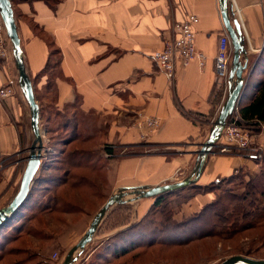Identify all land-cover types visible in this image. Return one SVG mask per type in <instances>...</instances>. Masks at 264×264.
I'll return each instance as SVG.
<instances>
[{
    "label": "crops",
    "instance_id": "crops-1",
    "mask_svg": "<svg viewBox=\"0 0 264 264\" xmlns=\"http://www.w3.org/2000/svg\"><path fill=\"white\" fill-rule=\"evenodd\" d=\"M11 5L40 114L44 109L45 115L50 110L74 117L81 130L103 136L104 145L165 147L167 153L123 155L114 168L117 186L153 187L190 176L227 95V86L219 84L214 72L219 38L225 31L218 0H58L55 7L43 0H12ZM228 6L241 23L245 39L248 69L241 101L247 103L264 76V3L229 0ZM189 16L198 19L194 39L204 57L203 66L198 60L185 67L177 64L174 78L169 79L151 56L170 39L174 26ZM39 35L49 38L60 52V77L50 89L47 76L41 77L49 52ZM0 39L7 41L11 52L3 26ZM6 85L13 87L14 95L0 102V171L4 175L23 163L33 141L29 107L18 86L12 52L0 60V87ZM71 108L75 116L69 113ZM147 118L156 119L160 127L142 138L137 126ZM252 131L258 141L264 139L262 125ZM213 150L195 183L198 186L253 169L250 166L255 168L253 173L260 171L261 163L250 162L238 152ZM168 154L171 158L166 160ZM212 199V195L197 196L191 205L199 207ZM140 201L135 202L137 212L145 213L151 202Z\"/></svg>",
    "mask_w": 264,
    "mask_h": 264
},
{
    "label": "rangeland",
    "instance_id": "rangeland-1",
    "mask_svg": "<svg viewBox=\"0 0 264 264\" xmlns=\"http://www.w3.org/2000/svg\"><path fill=\"white\" fill-rule=\"evenodd\" d=\"M43 1L50 7H55L58 3V0ZM39 36L46 41L45 37L41 35ZM51 50L53 49L49 48L48 52H51ZM57 61L58 56L56 57L55 54H52L50 68L52 70L56 69V72L58 70ZM258 76L260 77L259 73L256 78H258ZM224 92L227 94L225 89ZM46 104L50 103H44L45 108H47ZM71 109L69 110V113H73L72 115L75 116V109ZM44 112L46 111L43 109L40 114V132L44 151L42 153L41 165L34 181L38 178H49L52 181L48 184L49 186L46 184L37 185V190H34L33 197H35V200L39 198L46 200L45 198H47V196L51 197L50 193H46L43 189L40 190V187L45 186L44 189L53 190L54 193L62 196L64 201L76 210L69 215L65 213L42 214V222H39L41 224L32 223L31 226L36 227L40 231L45 230L44 232L50 236V239L41 240L43 238H38V240H34L26 234H17L14 231L15 228L12 227L19 226L24 221L25 217L27 218L31 216V212L34 208L27 207L23 211L21 217L18 216L15 220L12 219L5 228H0V264H62L69 250L78 243L88 229L93 217L103 207L106 201L122 188L117 186V181H115L116 175L114 168L117 166L118 160L122 159L123 155L131 152H142L144 155L145 153L150 154L152 152L167 153L165 147H151V145L141 144V149L124 148L120 145L111 146L113 153L109 155L104 151L105 146L108 145L102 144L103 136L97 134L92 135L91 129L90 131L86 130L87 132L85 133V136L93 137L90 142L79 143L78 140H75L72 137L73 139L71 138L70 141L64 144L62 138L66 137L68 132H66V130H51L49 125L45 124L46 117L50 115L51 111L48 110L47 115H45ZM58 114L61 116V113ZM235 114H237L236 111L234 112V115ZM215 119L213 120V123L215 122ZM230 119H232V116L228 121ZM217 142L215 146L218 144ZM215 146L213 147L214 153H219V148L217 149V146ZM75 149L90 150V152H95L98 155L100 153L102 158L95 163V166L99 167L98 172L91 175L85 171H78L75 167L67 168L66 171V157L64 151H66L65 154H69ZM235 152L236 151H233V154ZM27 155L28 149L25 151L23 163L20 166H16L15 170L9 171L6 175L2 173V170L0 171V209L6 207L17 193L26 165ZM105 155L107 157H105ZM166 158V160L171 158L170 154H168ZM77 161H79V159L75 160L73 163H76ZM250 167L253 169H244V171L236 172L233 175L235 176L232 180L233 182L221 185L220 191H217L216 193L217 196L222 194L221 191H223V189L227 190V193H230L228 191H231L232 194L243 193L246 184L258 174L257 172L253 173L255 170L253 166ZM68 172H78L81 176H87L89 179L87 183L89 185L85 188L70 189L65 183ZM244 172H246V174ZM220 175H222V173H220ZM221 179L223 180L224 178H219V180H215V182L221 181ZM54 183H56L55 187ZM165 184H170V182ZM34 187L35 183L33 182L31 189ZM196 194L197 193L194 189H189L180 193L168 195V197H166L167 207L165 205L154 212L151 208L155 197L147 198L145 200L140 199L141 201L143 200L142 202L144 203L145 201L151 202L150 205L147 206L145 213L137 212L135 207L136 201L113 207L102 220L91 243L86 246L85 250L80 256H78L77 262L74 264H92V262L103 264V262L99 260V254L107 248L108 244L113 241L111 237L116 234L118 235V232L125 231L137 224L143 225L146 222V219L151 217L155 220V228L160 225L168 227L173 223H181L186 219L193 217L195 214H198L204 206L210 204L209 202L205 205H199V207H196L193 203L191 205V202L197 196L212 195L214 199V195L210 193L202 195ZM43 195L46 196L43 197ZM131 198L133 197H127V199ZM224 203H226V201ZM189 205L190 207H186ZM251 210L255 209L250 208V211ZM149 214H151L150 217ZM166 216L169 218L168 220H164ZM210 217L213 218L214 214L207 212L205 214L206 220ZM167 221L169 222L164 223ZM210 224H207V226L201 230L207 229ZM257 224H259V226H251L249 228L247 225L246 228H244V231L240 230L228 239L212 236L169 245L154 244L143 250L141 248L134 249L126 256L118 257L115 261L111 259L112 262H110V264H220L233 256H242L264 261V220L259 221ZM148 225L154 227L151 223ZM247 229L248 231H245ZM191 239H195V237H192ZM11 250L13 253L9 254ZM109 253L110 252L108 251L107 255H109ZM29 254H38L40 256L37 258L35 257L34 259H29L30 257H27Z\"/></svg>",
    "mask_w": 264,
    "mask_h": 264
},
{
    "label": "trees",
    "instance_id": "trees-1",
    "mask_svg": "<svg viewBox=\"0 0 264 264\" xmlns=\"http://www.w3.org/2000/svg\"><path fill=\"white\" fill-rule=\"evenodd\" d=\"M45 42L47 43L48 49L52 48L53 50L49 52L47 63L44 67V70L41 72V77H43L44 75L47 76L46 88L50 89L55 84V79L60 77V52L54 48L53 43L49 38H46ZM52 54H55L56 57L58 56L57 72L56 69L52 70L50 68ZM237 116L238 124L250 130L259 128V125H264V76L257 82L254 88L253 97L250 98L247 103L240 101L237 109ZM45 124L49 125V128L51 130H66V132H68L66 137L62 138L64 144L70 141L72 137L75 140H78L79 143L90 142L93 138L92 136H85L86 132L81 130L77 119H75L74 117L68 119L66 116H60L58 112L51 113L49 116H47ZM112 150L113 149L111 148V146H105L104 148V151H106L109 155L113 153ZM65 153L66 151H64V155L66 157V171L67 168L75 167L78 171H85L86 173H89L91 175L98 172L99 167L95 166V163L102 158L100 153L99 156L95 152H90V150L83 149H75L69 154ZM96 155L99 157H97ZM127 155H129V153ZM77 159H79V161L73 163ZM261 165L262 166L259 173L246 184L245 190L241 194H232L231 191H228L230 193H227V190L223 189V191H221L222 194L217 196L216 193L217 191H220L221 185H223L224 183L228 184L230 182H233L232 180L233 178H235V176H231L221 181L211 183L207 186H198L194 184L192 186L164 193L155 197L153 206L151 208L153 209V212L164 207L165 205L167 207L166 197L171 194L194 189L197 193L196 195L209 193L214 195V199L210 202V204L204 206L198 214H195L196 216L194 215L193 217H190L181 223H173L168 227L160 225L159 227L155 228V220L151 217L147 218L148 220L146 219V222L143 225L137 224L134 227H131L133 229L129 228L120 233L118 232V235L116 234L115 236L111 237L113 241L108 244L107 248L104 249L105 251L103 250V252L99 254V260L102 261L103 264H110L112 260L115 261L118 259V257L126 256L129 252H131V250L138 248H141L143 250L153 246L154 244L169 245L173 243H182L190 240L193 241L196 239L212 236L216 238L219 237L228 239L238 231H244V228H246L247 225L248 228L251 226H259V224L257 223L261 220H264V160L262 161ZM51 181L52 180L49 178L36 179L34 181L35 187L30 190L25 202L15 212L13 217L6 224H4L5 226L3 225L1 227V229L5 228L12 219L15 220V218H17L18 216L21 217V215H23V211L27 207H33L34 210L31 212L32 214L30 217H25L24 221L19 226L12 227L15 228L14 231L17 234H26L34 240H38V238H43L41 240L48 239L50 236L44 232L45 230L40 231L36 227H32L31 224H41L39 222H42V214L44 213H65L69 215L74 213L76 210L71 205L69 206V204L64 201L62 196L54 193L53 190H47L46 188L44 189L45 186L40 187V190L43 189L46 191V193H50L51 197L47 196V198H45L46 200H43L42 198L35 200V197H33V192L35 189L37 190V185H48L49 183H51ZM88 181L89 179L87 176H81L78 174V172H68L65 183L69 186L70 189H80L88 186ZM55 184L56 183H54V187ZM45 196L46 195H43V197ZM225 201L226 203H224ZM250 208L255 210L250 211ZM207 212L213 213L214 217H210L208 220H206L205 214ZM151 214H149V217L151 216ZM168 219L169 218L166 216L164 220ZM147 222L153 224L154 227L148 225L149 223ZM168 222L169 221L164 223ZM207 224H210L209 227L205 230H201L206 227ZM245 231H248V229ZM192 237H195V239H191ZM108 251L110 252L109 255H107ZM11 253H13L12 250L9 252V254ZM38 256L40 255H27V257H30L29 259H34ZM96 263L97 262H92V264Z\"/></svg>",
    "mask_w": 264,
    "mask_h": 264
},
{
    "label": "water",
    "instance_id": "water-1",
    "mask_svg": "<svg viewBox=\"0 0 264 264\" xmlns=\"http://www.w3.org/2000/svg\"><path fill=\"white\" fill-rule=\"evenodd\" d=\"M218 2L223 26L230 38L232 47V59L227 80V95L219 109L206 142L201 145L197 154L193 172L187 178L170 184L157 185L153 187L140 186L121 188L118 190L117 193L113 194L106 201L103 207L93 217L88 229L78 243L69 250L62 264H74L77 262L78 256H80L86 246L91 243L102 220L113 207L180 190L188 186H192L199 180L206 164L207 157L212 153L213 147L221 138L228 119L238 109V105L245 88L244 73L248 69V55L245 48V39L241 23L237 18L233 17L228 6L229 0H218ZM0 17L5 29L6 37L11 45L12 57L18 74V86L29 107L30 128L33 134V141L31 146L28 148L26 165L21 177L19 189L11 202L6 207L0 209L1 228L13 217L15 212L27 199L35 176L41 165L44 147L40 132V109L35 100L31 79L26 72L23 51L10 0H0ZM129 196L133 198L127 199ZM220 264H264V261L242 256H233Z\"/></svg>",
    "mask_w": 264,
    "mask_h": 264
},
{
    "label": "built area",
    "instance_id": "built-area-1",
    "mask_svg": "<svg viewBox=\"0 0 264 264\" xmlns=\"http://www.w3.org/2000/svg\"><path fill=\"white\" fill-rule=\"evenodd\" d=\"M259 2L264 3V0H259ZM197 23V17L189 16L184 22L176 24L172 30L170 39L166 40L163 43V47L153 52L151 56L157 68L166 74L169 79L174 78L177 64L185 67L191 61L198 60L199 65L203 66L204 57L195 48L194 26ZM0 26H3L1 17ZM10 55L11 52L7 41L0 39V60H5ZM231 58L232 47L230 38L226 31H224L219 38L217 53L214 59L215 78L219 84H224V86L227 85ZM13 95L14 89L12 86L6 85L0 87V102ZM233 115L232 119L227 122L218 142L219 153L228 154L236 151L250 162L255 164L262 163L264 160V139L258 141L257 136L252 130L238 124L237 114ZM159 125L156 119L147 118L141 120L137 128L143 131L141 137L144 138L147 134L158 130ZM262 130H264L263 125Z\"/></svg>",
    "mask_w": 264,
    "mask_h": 264
},
{
    "label": "bare ground",
    "instance_id": "bare-ground-1",
    "mask_svg": "<svg viewBox=\"0 0 264 264\" xmlns=\"http://www.w3.org/2000/svg\"><path fill=\"white\" fill-rule=\"evenodd\" d=\"M3 24V23H2Z\"/></svg>",
    "mask_w": 264,
    "mask_h": 264
}]
</instances>
